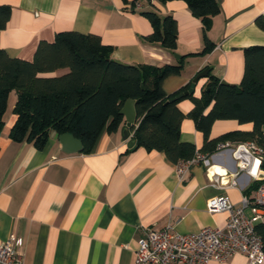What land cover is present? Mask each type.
Here are the masks:
<instances>
[{
  "label": "crops",
  "instance_id": "0c3cea01",
  "mask_svg": "<svg viewBox=\"0 0 264 264\" xmlns=\"http://www.w3.org/2000/svg\"><path fill=\"white\" fill-rule=\"evenodd\" d=\"M139 2L140 7H135ZM219 13L210 29L202 34L200 19L192 17L180 0H0L11 9L0 48L10 58L31 61L40 41L52 42L56 34L75 32L98 36L112 47L111 59L126 65H181L178 75L161 85L167 96L179 91L201 71L220 82L239 85L244 69V50L264 46V32L254 20L264 12V0H216ZM154 11L176 21V48L168 50L145 40L152 33L141 14ZM205 38L213 46L203 52ZM60 69L41 74L57 77ZM207 82L200 78L193 96L199 98ZM16 93L11 91L3 125L0 126V243L11 236L21 241L22 264H134L137 242L147 227L173 225L176 232L189 234L204 227L222 228L228 214L208 212L206 202L227 197L239 206L244 191L252 184L249 174L239 176L238 186H215L207 175L237 172L233 150L211 155L207 172L193 165L179 180L175 164L163 152L128 149L121 129L105 130L89 154L64 153L58 139L49 136L43 148L14 142L9 129ZM178 110L187 115L190 99L181 100ZM211 108V106H209ZM206 109V112L209 111ZM137 119L134 128L137 126ZM180 140L199 150L203 136L186 116L180 122ZM251 124L216 120L210 138L227 132L251 131ZM133 138L129 129V139ZM236 145L248 141H229ZM243 254L224 263L246 264ZM264 264V263H263Z\"/></svg>",
  "mask_w": 264,
  "mask_h": 264
},
{
  "label": "trees",
  "instance_id": "16d2710c",
  "mask_svg": "<svg viewBox=\"0 0 264 264\" xmlns=\"http://www.w3.org/2000/svg\"><path fill=\"white\" fill-rule=\"evenodd\" d=\"M180 1L187 5L192 17L200 19L202 34L206 37L212 18L220 10L216 0ZM10 13L9 6H0V32L6 27ZM141 14L152 27V33L145 40L174 50L177 40L174 18L160 17L154 11ZM254 24L264 32V12L256 17ZM211 45L205 38L203 52L210 51ZM111 49L102 44L98 36L75 32L58 33L52 42L40 41L31 61L10 58L0 48V126L9 94L16 93L12 110L15 120L9 129V138L41 149L52 132L58 136L70 134L81 142V153L89 154L104 130L107 133L118 130L122 123L118 112L123 103L131 99L138 121L137 126L132 127L133 139L146 152L161 151L167 161L176 165L191 159L196 151L212 154L220 142L248 141L261 149V170L264 171V46L244 50L239 85H221L209 74L199 98L190 94L180 99L175 97L188 91L189 84L171 96L164 93L161 85L167 77L178 75L181 65H126L111 59ZM60 69H68V72L57 77H40ZM183 98L193 104L187 115L177 107ZM185 116L203 136L199 150L180 140V122ZM216 120L249 123L252 129L227 132L212 139L210 130ZM259 185L258 181L252 182L244 194L249 195ZM255 230L264 251V221L258 222Z\"/></svg>",
  "mask_w": 264,
  "mask_h": 264
},
{
  "label": "built area",
  "instance_id": "2783aa9c",
  "mask_svg": "<svg viewBox=\"0 0 264 264\" xmlns=\"http://www.w3.org/2000/svg\"><path fill=\"white\" fill-rule=\"evenodd\" d=\"M136 2L135 7H140ZM233 150L237 162V172L233 180L228 175L209 174L212 168L210 158L213 153ZM212 154L196 151L188 161L175 165L178 179L184 176L193 165H201L206 169L211 184L215 186H238L239 176L249 174L252 182L260 185L249 195H242L239 206H234L227 197H214L206 202L207 211L216 213L224 211L228 214L224 227H204L198 232L181 234L173 225L163 228L147 227L144 238L137 242L134 264H212L224 263L236 254H243L246 264H263L264 251L255 225L264 221V171L261 170L262 151L253 142L231 144L229 141L217 144ZM251 182V183H252ZM250 211L251 215H247ZM23 253L19 238L11 236L0 243V264H22Z\"/></svg>",
  "mask_w": 264,
  "mask_h": 264
},
{
  "label": "water",
  "instance_id": "95a60500",
  "mask_svg": "<svg viewBox=\"0 0 264 264\" xmlns=\"http://www.w3.org/2000/svg\"><path fill=\"white\" fill-rule=\"evenodd\" d=\"M206 76H207V71L205 70L201 71V73H198L192 79L191 84H189L190 85L189 90L177 95V97L175 98L180 99V97L193 94L195 83H197V81L200 78ZM220 83L221 85L227 84L224 83L223 81H221ZM134 111H135L134 101L131 99H127L123 103L120 111L118 112L122 116V119H124V124H123L124 126L121 129V135H122L121 138L123 141H126L127 148L131 150L134 149L136 146H138L137 142L133 138L129 139V129L131 130L132 127H134L133 124L136 121V114ZM50 137L58 139V141H60L64 153H68V154L81 153V151L83 150L81 142L78 139H75L70 134H62L58 136L56 133L52 132L50 134Z\"/></svg>",
  "mask_w": 264,
  "mask_h": 264
},
{
  "label": "rangeland",
  "instance_id": "374dc122",
  "mask_svg": "<svg viewBox=\"0 0 264 264\" xmlns=\"http://www.w3.org/2000/svg\"><path fill=\"white\" fill-rule=\"evenodd\" d=\"M247 215H251V214H250V211H247Z\"/></svg>",
  "mask_w": 264,
  "mask_h": 264
}]
</instances>
